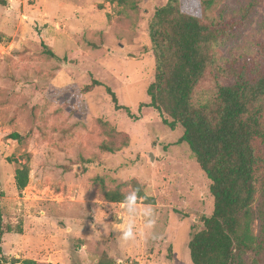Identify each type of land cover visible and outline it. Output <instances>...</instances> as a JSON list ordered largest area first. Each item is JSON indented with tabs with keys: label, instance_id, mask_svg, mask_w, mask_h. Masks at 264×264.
Returning <instances> with one entry per match:
<instances>
[{
	"label": "rangeland",
	"instance_id": "obj_1",
	"mask_svg": "<svg viewBox=\"0 0 264 264\" xmlns=\"http://www.w3.org/2000/svg\"><path fill=\"white\" fill-rule=\"evenodd\" d=\"M4 1L0 257L95 264L106 253L119 264H192L187 243L213 210L210 180L178 142L182 128L171 130L157 110L140 106L155 72L148 25L167 0ZM249 2L224 0L209 15ZM179 7L202 19L201 0H179ZM263 23L264 0H256L245 27L215 47L217 57L259 53ZM92 79L102 85L83 92ZM105 86L132 117L114 108ZM18 163L29 169L22 190L14 183ZM132 179L145 200L127 184ZM117 187L132 202L104 199L102 188ZM129 230L133 239L125 241Z\"/></svg>",
	"mask_w": 264,
	"mask_h": 264
},
{
	"label": "trees",
	"instance_id": "obj_2",
	"mask_svg": "<svg viewBox=\"0 0 264 264\" xmlns=\"http://www.w3.org/2000/svg\"><path fill=\"white\" fill-rule=\"evenodd\" d=\"M221 1L201 0L202 19L182 12L179 0H167L155 9L148 25L155 72L146 89L149 101L140 106L157 110L171 130L182 128L178 142L188 146L210 180L213 210L200 217L202 228L187 243L192 264H264V151L259 148L264 146V45L250 58L245 53L217 57L215 47L245 27L256 6V0H250L234 11L210 16ZM45 52L58 59L50 49ZM101 85L92 79L82 90ZM104 88L114 108L132 117L110 87ZM101 147L115 150L113 143ZM18 164L14 183L22 190L29 169ZM127 184L145 200L137 181ZM102 194L108 202H132L119 187L102 188ZM2 233L0 229V237ZM0 264L52 263L29 258L8 262L0 257ZM95 264L119 263L102 253Z\"/></svg>",
	"mask_w": 264,
	"mask_h": 264
},
{
	"label": "clouds",
	"instance_id": "obj_3",
	"mask_svg": "<svg viewBox=\"0 0 264 264\" xmlns=\"http://www.w3.org/2000/svg\"><path fill=\"white\" fill-rule=\"evenodd\" d=\"M122 238L127 241V240H130V239H133L132 238V233H131V230H129L128 232H125L122 236Z\"/></svg>",
	"mask_w": 264,
	"mask_h": 264
},
{
	"label": "water",
	"instance_id": "obj_4",
	"mask_svg": "<svg viewBox=\"0 0 264 264\" xmlns=\"http://www.w3.org/2000/svg\"><path fill=\"white\" fill-rule=\"evenodd\" d=\"M152 156H153L152 153H149V158H150V159H152Z\"/></svg>",
	"mask_w": 264,
	"mask_h": 264
}]
</instances>
